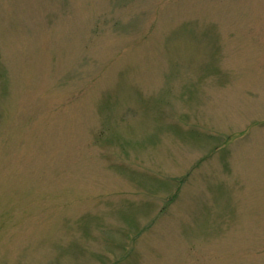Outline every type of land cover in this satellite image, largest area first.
Here are the masks:
<instances>
[{
    "label": "rangeland",
    "instance_id": "obj_1",
    "mask_svg": "<svg viewBox=\"0 0 264 264\" xmlns=\"http://www.w3.org/2000/svg\"><path fill=\"white\" fill-rule=\"evenodd\" d=\"M0 264H264V0H0Z\"/></svg>",
    "mask_w": 264,
    "mask_h": 264
}]
</instances>
